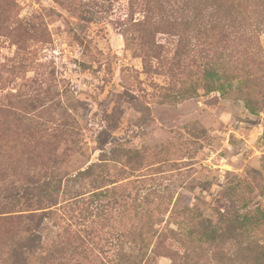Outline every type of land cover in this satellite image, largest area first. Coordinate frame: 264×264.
<instances>
[{
	"label": "rangeland",
	"instance_id": "rangeland-1",
	"mask_svg": "<svg viewBox=\"0 0 264 264\" xmlns=\"http://www.w3.org/2000/svg\"><path fill=\"white\" fill-rule=\"evenodd\" d=\"M220 1L242 36L173 29L164 10L135 27L129 0H17L36 25L0 30V264L18 230L2 219L32 197L8 184L49 178L51 209L80 212L93 242L64 264H264V0Z\"/></svg>",
	"mask_w": 264,
	"mask_h": 264
},
{
	"label": "trees",
	"instance_id": "trees-1",
	"mask_svg": "<svg viewBox=\"0 0 264 264\" xmlns=\"http://www.w3.org/2000/svg\"><path fill=\"white\" fill-rule=\"evenodd\" d=\"M112 1L115 0H102V3L98 5V12L107 13ZM129 2L131 5L140 3L145 13L142 22L132 23L135 27H143L145 24L149 26L151 23L149 20L152 19L154 10H164L165 24L173 29H178L180 24H188L186 25L189 26L188 30L190 26L197 29L196 25H198L200 27L197 31L204 34L206 28L203 23L206 22L210 27V30L207 29L208 32H216L225 38H238L246 31L233 14L226 15L224 5L220 0H129ZM17 6V0H0V30L7 29V23L11 22L15 26L14 30L30 34L29 32L34 30L36 22L31 19H18L15 14H12ZM152 23H154L152 29L157 30L158 22ZM36 29L41 34L42 42H46V30L44 28ZM12 32H14L13 29ZM146 57L147 53L142 54L144 69H147L151 63L146 64ZM8 187L10 189L4 196L6 200L17 196L23 198L22 194L32 195L30 198H25L24 205L27 209L16 211L18 212L16 215H9L2 219L15 222V226L18 227L14 239L7 245L8 255L6 258L9 264H64L67 260L80 263L79 260L84 258L87 251L91 250L90 242H93L79 218L80 212L77 216L73 214L74 210H71L72 214L66 218L51 209L59 203L60 185L58 181L49 178L42 182H16L15 185L9 183ZM77 190L75 189L74 194L66 200L70 204L60 209L57 208L58 211L66 207L72 209V206H77L80 203V194ZM33 192H36V195H33ZM43 202H47L45 204L47 206L42 207ZM12 212L15 211L6 213ZM51 219L57 220L54 222L57 230L51 239V244L45 246L41 231L44 229V221Z\"/></svg>",
	"mask_w": 264,
	"mask_h": 264
}]
</instances>
